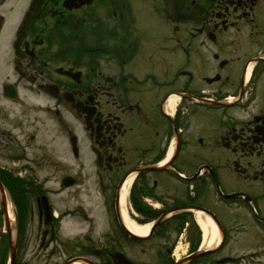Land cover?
<instances>
[{"label": "flooded vegetation", "instance_id": "obj_1", "mask_svg": "<svg viewBox=\"0 0 264 264\" xmlns=\"http://www.w3.org/2000/svg\"><path fill=\"white\" fill-rule=\"evenodd\" d=\"M11 21L3 63L48 102L0 106V176L28 193L16 208L40 247L62 220L44 217L42 196L52 212L64 193L72 243L96 264L264 259V0H0V33ZM43 122L55 149L33 143ZM199 214L223 240L195 255ZM246 227L250 258L232 237Z\"/></svg>", "mask_w": 264, "mask_h": 264}, {"label": "rangeland", "instance_id": "obj_2", "mask_svg": "<svg viewBox=\"0 0 264 264\" xmlns=\"http://www.w3.org/2000/svg\"><path fill=\"white\" fill-rule=\"evenodd\" d=\"M12 24H13V21H11L10 23H6L2 32L0 33V81L4 77V75L10 76V74H11L10 73V66H8L6 63H3V62L5 61V59H7V55H8L9 49H10V42H11V38H12L11 37ZM20 86H21L20 87V89H21L20 98L18 99L17 102L11 104L10 109L7 108L8 109L7 112H9L10 115L13 113H16V112L23 111L22 105H24V104H25L24 106L28 110H30L31 105L26 106V104L35 103L38 101L35 99V97L29 95L30 90L28 89V87H26L25 84L24 85L21 84ZM24 88H26L29 92ZM3 115H4V113H3ZM3 121H11V119L10 120L9 119H7V120L3 119ZM31 128H32V126L27 125V131L26 132H28V130H30ZM53 136H56V135L50 134L47 127L45 126V123L43 122L42 125H40L37 128V134H36L35 140H34V142L33 141L32 142L34 144H38L40 142H47V143L49 142L52 146H54V149H55V142L50 140L51 137H53ZM56 142H57L58 147H63V142L61 139H58V141L56 140ZM63 157H65V156H63ZM22 163L23 162H20L16 166H14V165L12 166V164H10V161L3 163V164H7L8 169H10L12 172H15L17 169L22 167ZM21 170H23V168ZM23 173L24 172L22 171V174ZM57 184L58 183L56 181L55 185H57ZM63 194L64 193L52 196V202H53V205L55 207L56 212H59L60 210H62L66 204H67V206H70L74 203V201H72V200L66 201L65 198L67 196L64 198ZM7 200L13 209L11 197L7 196ZM12 214L13 215L11 217V219H12L11 222L14 225L13 226L14 236L13 237L15 239L16 229H15V220L13 218L14 217V211ZM0 221H2L4 223L2 215H1ZM33 222L34 223H31L30 227L27 226V229L25 231V237H24L23 242H22L23 245L17 246V254H18L17 257L18 258H16L15 264H60L64 260L65 256H62V253L60 252L62 247H60V244L58 242L64 240L62 238V236H63V232L66 233V230H67L66 227H72L71 229L76 232L77 229H75V228L76 227L78 228L79 225L70 216L66 217L64 221L62 220L60 222V229H59L58 234L56 235L58 237V239H57L58 242L51 243L47 248H39V242H40V238H41V230L38 229V227L36 225V221L33 220ZM246 228L247 229L245 230V232L243 234L236 237V244H237L238 248H249V247H251L252 243L255 239V236L252 232L253 230L250 227H246ZM4 230H5V228L3 226L2 232H0V234L3 233ZM1 236H2V234H1ZM184 249H185V245L180 244L179 247L177 248V253L181 254L184 251ZM74 251L79 252L78 250H74ZM245 255H246L245 258H250L249 254H245ZM8 257H9V252L7 249L5 256H3V255L1 256L0 264H9ZM151 257H152V255H150V259H152ZM248 260H250V259H248Z\"/></svg>", "mask_w": 264, "mask_h": 264}, {"label": "bare ground", "instance_id": "obj_3", "mask_svg": "<svg viewBox=\"0 0 264 264\" xmlns=\"http://www.w3.org/2000/svg\"><path fill=\"white\" fill-rule=\"evenodd\" d=\"M7 212H8V215L10 217L9 220L11 221L12 213H11V207L9 205L7 206ZM197 217H198V223L200 224V227H201L202 232H203L202 244L204 246H209L215 240H217V237H218L217 231L208 219H202L200 214ZM129 228L135 232L146 233L148 231L149 225H146V226L140 228L136 224H134L133 222L130 221L129 222ZM73 264H82V263L78 262V263H73Z\"/></svg>", "mask_w": 264, "mask_h": 264}]
</instances>
